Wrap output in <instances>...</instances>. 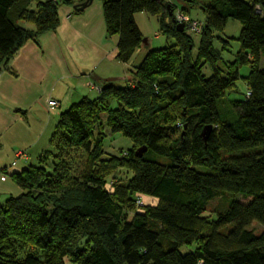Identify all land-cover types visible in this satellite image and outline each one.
Returning <instances> with one entry per match:
<instances>
[{
    "label": "trees",
    "instance_id": "16d2710c",
    "mask_svg": "<svg viewBox=\"0 0 264 264\" xmlns=\"http://www.w3.org/2000/svg\"><path fill=\"white\" fill-rule=\"evenodd\" d=\"M100 1L108 37H119L121 62L143 48L138 13L159 18L176 45L147 50L124 87L108 86L98 98L73 104L37 163L9 174L21 194L0 206V264H264V0H208L195 58L192 38L176 30L172 5L175 24L167 23L165 0ZM61 3L0 0V70L27 41L57 30ZM229 20L242 31L224 77L212 38ZM196 58L211 67V77ZM245 65L252 67L246 99L231 102L227 93ZM103 115L114 135L133 143L120 156L104 151ZM140 148L147 149L143 157ZM80 154L87 161L78 165ZM121 171L128 178L114 182ZM143 196L158 202L144 205ZM224 196L225 211L209 221L208 206ZM183 247L190 251L183 254Z\"/></svg>",
    "mask_w": 264,
    "mask_h": 264
},
{
    "label": "crops",
    "instance_id": "0c3cea01",
    "mask_svg": "<svg viewBox=\"0 0 264 264\" xmlns=\"http://www.w3.org/2000/svg\"><path fill=\"white\" fill-rule=\"evenodd\" d=\"M65 1L58 7L57 30L27 41L9 67L0 70V169H7V179L37 163L64 112L85 98H98L108 86L124 87L147 52L140 48L128 63L121 62L119 37L107 35L102 2L93 0L87 9L76 11L78 2ZM146 15L135 16L144 38L143 31L149 32L143 24ZM51 100L60 106L50 108ZM20 152L26 158L14 166Z\"/></svg>",
    "mask_w": 264,
    "mask_h": 264
},
{
    "label": "rangeland",
    "instance_id": "374dc122",
    "mask_svg": "<svg viewBox=\"0 0 264 264\" xmlns=\"http://www.w3.org/2000/svg\"><path fill=\"white\" fill-rule=\"evenodd\" d=\"M170 1V5L174 6L176 9V12L174 16H176L179 13H183L190 21L192 22H198L201 24L207 23V15L205 12V3L208 0H197L195 3V0H168ZM251 1V0H246ZM146 14V13H145ZM148 16L149 19L146 21L144 20L143 24L147 31L144 32L145 38L152 41L151 50H159L164 49L168 47H173L176 45L175 39H169L166 36L162 34L161 28L158 24V21L156 18ZM169 17V16H168ZM167 17V19H168ZM173 18H171L170 24L172 23ZM180 24V23H178ZM177 24V25H178ZM182 24V23H181ZM24 26L31 27L27 24H24ZM143 29V28H142ZM186 33L192 38L194 43V49L192 51L193 57H197L199 54V48H200V42H201V35L195 34L189 30V28L185 27ZM242 31V25L240 22L236 20H229L226 27L223 31H213V38H212V52L215 55V58H217V65L220 68L222 75L224 77H227L229 72V67L231 64H233L236 59L237 55L240 51V42L239 38ZM143 39V40H144ZM195 61L197 62V65L200 66L203 69V72L207 78L212 76V70L211 67L200 58H196ZM261 68L264 69V57L261 61ZM252 71L251 65H245L240 69V78L236 83V89H233L231 93H227V99L229 101H243L246 99V93H247V85L245 83V79L248 78ZM102 123L103 126L102 130L100 132H103L105 134V141H104V151L108 156H120L122 153H125L128 151V149L132 148L133 143L131 140L121 136V135H114L110 128L107 126L106 123V115L102 116ZM152 159L159 162L160 164L169 165L170 160L167 158H163L160 156H157L155 154L151 155ZM62 159V157H60ZM80 159L78 161H75L78 163V165H81L87 161V156L80 154ZM73 162L72 165L75 164ZM13 169V168H12ZM19 168H15L17 170ZM203 172L209 173L210 170L202 169ZM4 175L0 174V206H4L7 199L11 196L17 197L21 194L20 188L10 179L3 177ZM128 173L126 171H121L118 173L114 179V182L120 183L128 178ZM9 180V181H8ZM2 181H8L7 184H3ZM111 184L109 185V189H111ZM239 196L238 200H240L242 203H248L249 200L245 198H240ZM141 201L144 203V205H153L157 204V200L153 199L149 196H143L140 198ZM229 196L219 197L213 202L210 203L208 206L206 213L204 214L205 218H207L209 221H213L217 218V215L219 213H222L225 211L228 202H229ZM251 229L255 231L256 233L262 232V228L258 224H254ZM190 250L188 247L181 248V252L183 254L188 253Z\"/></svg>",
    "mask_w": 264,
    "mask_h": 264
},
{
    "label": "water",
    "instance_id": "95a60500",
    "mask_svg": "<svg viewBox=\"0 0 264 264\" xmlns=\"http://www.w3.org/2000/svg\"><path fill=\"white\" fill-rule=\"evenodd\" d=\"M92 2H93V0H88L85 3H83V4L76 5V6H74V10L83 11V10L87 9L91 5ZM167 10L169 11V17L167 19V23H170L171 18L173 17V12H171V5L167 6ZM172 23L175 24V20H173ZM185 27L186 26H185L184 23L178 24V25H176V30L178 32L183 33L185 31ZM143 48L145 50H149L151 48V44H150V40L149 39H144L143 40ZM212 130H213L212 126H208V127H206L204 129V131L202 133V137L204 138L205 142H207L209 135L212 133ZM146 152H147L146 148H140L137 151V156L143 157Z\"/></svg>",
    "mask_w": 264,
    "mask_h": 264
},
{
    "label": "built area",
    "instance_id": "2783aa9c",
    "mask_svg": "<svg viewBox=\"0 0 264 264\" xmlns=\"http://www.w3.org/2000/svg\"><path fill=\"white\" fill-rule=\"evenodd\" d=\"M54 2H59L61 0H53ZM260 11V8H258ZM175 19L178 23H184L187 28L193 33L201 34L204 31V24L198 23V22H192L190 21L184 14L179 13L175 16ZM89 86H93L92 84H89ZM50 108H57L59 107V104L56 101L51 100L49 102ZM26 158V155L22 152L17 154L16 161L14 162V166L17 165V163L23 159Z\"/></svg>",
    "mask_w": 264,
    "mask_h": 264
},
{
    "label": "bare ground",
    "instance_id": "6f19581e",
    "mask_svg": "<svg viewBox=\"0 0 264 264\" xmlns=\"http://www.w3.org/2000/svg\"><path fill=\"white\" fill-rule=\"evenodd\" d=\"M187 26V25H186Z\"/></svg>",
    "mask_w": 264,
    "mask_h": 264
}]
</instances>
